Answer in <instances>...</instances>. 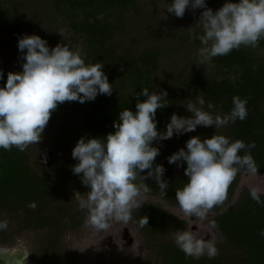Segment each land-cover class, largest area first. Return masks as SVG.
Instances as JSON below:
<instances>
[{
  "label": "trees",
  "instance_id": "16d2710c",
  "mask_svg": "<svg viewBox=\"0 0 264 264\" xmlns=\"http://www.w3.org/2000/svg\"><path fill=\"white\" fill-rule=\"evenodd\" d=\"M130 9L136 10V0H28V3L0 0V47L17 55V65L21 69L23 60L14 37L36 34L50 47L57 44L73 47L57 33V27H53L57 23L72 32L73 45H77L75 50L81 52L86 63L104 64L103 70L113 88L111 96L98 95L94 101L84 104L65 102L58 105L46 126L56 133L58 138L52 141L61 150L54 165L43 166L39 161H33L29 146L24 151L16 147L11 150L0 148V221L8 223L10 218L16 219L18 232L28 228L45 231L41 257L49 264H72L70 259L67 263V255L58 248V239L67 231L80 227L87 215L86 210H81L78 203L72 201L77 192L88 189L81 183L80 176L71 170L77 163L72 158V149L81 136L103 138L114 132L112 125L121 110L129 108L135 112L137 98L134 94H139L143 87H149L150 92L166 90L168 93V101H165L168 106L157 110L156 114L159 131L165 130L173 113L190 116L184 105L195 102L197 96L204 98L205 110L221 116L230 112L233 97L238 96L246 99L248 115L243 121L229 122L216 129L198 126L194 132L154 141L153 146L159 148L160 155L153 167L164 166L167 195L161 193L154 179L143 181L138 176L135 183L148 186L146 190L141 187L140 193L178 205L175 191L182 189L188 181L184 174L187 165L182 162L183 166L177 167L169 164L167 158L184 148L192 136L211 138L215 132L233 141L242 140L246 145L254 142L251 155L257 173L264 175V38L256 47L242 45L227 55L202 60L197 63V68L187 69L186 63L179 68L175 65V54L202 47L197 38L203 35L202 26L185 30L176 38V45H172L168 42L173 36L160 24L147 30L146 43L138 45L134 38L137 35L129 34L133 30L127 16ZM7 35H13V38L5 40ZM123 40L129 41L124 43ZM163 59L171 63L168 71L161 69ZM194 59L188 63L196 65ZM0 70L4 72V79L0 80V86H3L8 72L12 71L2 64ZM139 99L142 101L145 97L139 96ZM209 102L214 109H207ZM243 170L246 169H241L229 186L225 201L213 208L217 214L210 223L223 240L215 258L186 256L176 246L174 238L168 237L167 233L184 230L186 221L168 210L148 202H140L142 207L132 210L131 219L154 264H264V236L259 235L264 230V203L257 204L251 198L250 190L244 189L235 204L224 210ZM141 175H146V171ZM259 194L264 202V193ZM33 202L36 207L30 208L29 204ZM143 216L148 217V225L141 227ZM9 236L5 229H0V246L9 243Z\"/></svg>",
  "mask_w": 264,
  "mask_h": 264
},
{
  "label": "clouds",
  "instance_id": "9594fccd",
  "mask_svg": "<svg viewBox=\"0 0 264 264\" xmlns=\"http://www.w3.org/2000/svg\"><path fill=\"white\" fill-rule=\"evenodd\" d=\"M189 7L203 9L197 23L203 30V35L197 37L202 45L198 50L202 60L227 55L242 45L256 47L264 38V0H226L215 12L207 7L206 0H170L166 10L183 18ZM17 46L23 60L22 71L8 72L6 82L0 86V148L24 151L29 145L38 144L59 104H84L98 95H112L104 64L86 63L79 50L73 51L66 44L50 47L36 34L20 36ZM3 79L4 72L0 70V80ZM134 95L135 112L129 108L121 110L112 125L114 132L103 138L81 136L72 149L77 163L71 170L89 189L86 194L77 192L78 205L87 211V223L97 231L107 230L110 221L127 224L132 210L142 207L137 198L141 187L146 190L148 186H138V176L143 181L154 179L161 193L167 195L168 183L163 179L166 170L159 164L153 167L160 155L154 141L194 132L198 126L216 129L243 121L248 115L246 99L238 96L233 97L232 109L223 116L205 110L204 98L197 96L195 102L184 105L190 116L173 113L165 130L159 131L156 114L168 106L167 91L150 92L149 87H143ZM139 96L145 99L141 101ZM207 109H214V105L209 102ZM254 147V142L246 145L215 132L211 138L192 136L184 148L171 154L167 158L169 164L187 165L184 174L188 181L175 191L184 214L205 219L211 209L225 201L228 188L241 169L257 174L251 155ZM242 151L244 155L239 154ZM145 171L146 175H141ZM250 196L257 204L264 203L258 189L253 188ZM29 207L36 205L33 202ZM144 225H148L147 216L140 221V226ZM6 227L7 221H0V229ZM259 235L264 236V230ZM174 242L186 256L196 259L219 254L211 240L198 238L194 231L177 230Z\"/></svg>",
  "mask_w": 264,
  "mask_h": 264
},
{
  "label": "rangeland",
  "instance_id": "374dc122",
  "mask_svg": "<svg viewBox=\"0 0 264 264\" xmlns=\"http://www.w3.org/2000/svg\"><path fill=\"white\" fill-rule=\"evenodd\" d=\"M22 3L28 0H21ZM34 1V0H32ZM170 0H136V10L130 9L127 16L130 17L132 22V31L129 32L131 36H135L138 45L146 43L147 30L157 28L162 24L164 28H167L166 33H171L173 39L168 43L176 45V38L185 30L189 31L194 28L202 26L197 24L200 18V14L203 9L192 10L190 7L186 9L183 18H177L172 14H169L166 8L169 6ZM226 0H206L207 7L211 8L214 12L219 9ZM236 2V0H233ZM53 27H57V33H60L68 44H72L71 50H75L77 45H73L75 37L71 31L67 30L62 25L55 23ZM146 33H143L145 32ZM13 35L5 36V40H11ZM18 40L19 37H14ZM124 43H128L129 40H123ZM149 42H152L149 40ZM167 43V44H168ZM165 44V47L167 46ZM178 46V45H177ZM198 48L194 50H181V53H176L175 65L182 68L184 64L185 68L195 67L197 63H201L202 59L198 56ZM193 58L196 65L188 63ZM164 60V59H163ZM162 60V61H163ZM193 62V61H192ZM0 64L10 67L12 72L22 71L21 67L17 65V55L12 53L3 47H0ZM171 63L164 60L162 62V71H168ZM55 132H51L46 128L42 134V139L38 144L29 145V154L31 159L39 161L40 154L44 153V150L48 148L51 151L50 165H54L59 151H61L58 145L52 141L57 139ZM62 142L61 144H63ZM177 149L178 146H175ZM44 166V165H43ZM258 189L259 193H264V175L259 173H250L247 170H243L240 174L239 183L235 189V192L224 208L235 204L242 190ZM89 191L87 189L83 193L86 194ZM138 202H148L154 204L160 208L168 210L175 217L186 221V227L184 230L194 231L198 238L211 240L215 246L220 249V245L223 240L213 229L210 219L217 214V211L211 209L205 219L198 220L196 217H189L184 214L179 205L171 204L170 202L159 198L154 195L140 193L138 196ZM74 203H78V196L75 195ZM71 205V204H70ZM88 213L82 223V225L75 230L67 231L58 240L59 249L64 252L72 264H154L155 261L148 254V250L144 245V240L139 230L137 229L134 221L131 219L127 224L110 221V227L104 231H97L90 227L87 223ZM18 222L16 219H11L7 223L5 231L9 236L8 244L0 246L2 250H18L22 252L23 259L28 264H49L47 261H43L41 257L42 249L41 243L44 241L45 231L35 230L28 228L18 232L16 230ZM181 230V229H178ZM177 231V230H176ZM171 230L167 233L170 238H175V232Z\"/></svg>",
  "mask_w": 264,
  "mask_h": 264
},
{
  "label": "bare ground",
  "instance_id": "6f19581e",
  "mask_svg": "<svg viewBox=\"0 0 264 264\" xmlns=\"http://www.w3.org/2000/svg\"><path fill=\"white\" fill-rule=\"evenodd\" d=\"M0 264H28L21 251L0 249Z\"/></svg>",
  "mask_w": 264,
  "mask_h": 264
},
{
  "label": "water",
  "instance_id": "95a60500",
  "mask_svg": "<svg viewBox=\"0 0 264 264\" xmlns=\"http://www.w3.org/2000/svg\"><path fill=\"white\" fill-rule=\"evenodd\" d=\"M50 160H51V151L48 148H46L44 150V153L40 154L39 156V163L41 165L47 166Z\"/></svg>",
  "mask_w": 264,
  "mask_h": 264
}]
</instances>
